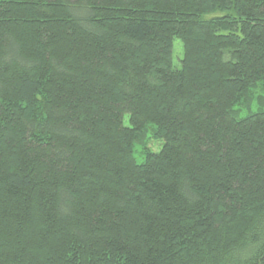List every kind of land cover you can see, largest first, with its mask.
Returning <instances> with one entry per match:
<instances>
[{"label":"trees","instance_id":"1","mask_svg":"<svg viewBox=\"0 0 264 264\" xmlns=\"http://www.w3.org/2000/svg\"><path fill=\"white\" fill-rule=\"evenodd\" d=\"M0 264H264V0H0Z\"/></svg>","mask_w":264,"mask_h":264},{"label":"rangeland","instance_id":"2","mask_svg":"<svg viewBox=\"0 0 264 264\" xmlns=\"http://www.w3.org/2000/svg\"><path fill=\"white\" fill-rule=\"evenodd\" d=\"M182 58H183V44L180 39H176L174 41V50H173V65L175 68L181 67ZM134 154H135L137 161L142 162L144 160V155L140 153L138 145H136L135 147Z\"/></svg>","mask_w":264,"mask_h":264}]
</instances>
